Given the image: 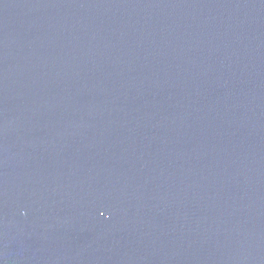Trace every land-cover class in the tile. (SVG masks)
I'll use <instances>...</instances> for the list:
<instances>
[{"label":"water","instance_id":"water-1","mask_svg":"<svg viewBox=\"0 0 264 264\" xmlns=\"http://www.w3.org/2000/svg\"><path fill=\"white\" fill-rule=\"evenodd\" d=\"M0 264H264V0H0Z\"/></svg>","mask_w":264,"mask_h":264}]
</instances>
